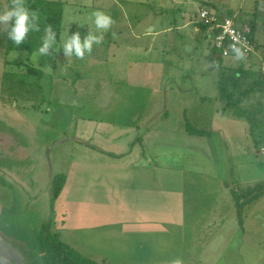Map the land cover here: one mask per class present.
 Instances as JSON below:
<instances>
[{
    "label": "rangeland",
    "instance_id": "rangeland-1",
    "mask_svg": "<svg viewBox=\"0 0 264 264\" xmlns=\"http://www.w3.org/2000/svg\"><path fill=\"white\" fill-rule=\"evenodd\" d=\"M50 1L64 6L59 40L68 30L70 35L80 31L81 36L87 28L95 32L90 19L95 11L108 14L113 23L101 43L83 58H65L62 52L41 57L5 54L6 32L0 29L1 236L23 252L25 264H40L34 234L44 225L81 258L97 264L210 261L207 255L216 253L221 234L217 223L209 231L206 227L231 215L228 210L233 206L232 197L228 201L215 180V173L223 170L217 172L211 164L225 163L232 189L240 181L263 177L264 182V163L256 155L260 150L251 146L246 123L222 111L216 100L217 70L207 58L205 43L198 44L201 37L193 23L206 4L222 12L230 9L235 19L255 23V39L262 46L264 0ZM8 5V0H0V10ZM146 33L157 36L146 38ZM250 64L264 74V51H256ZM27 67L39 71L42 78L28 76ZM82 121L104 125L95 136L98 142L86 136ZM186 121L211 136L187 135ZM144 126L148 129L143 136ZM106 127L122 132L110 136ZM136 135L149 137L143 155L130 151ZM74 139L99 147L100 141L103 146L120 143L126 159L116 162L111 154ZM158 157L189 165L193 159V167L186 166L187 173L180 178L191 182L204 199L199 197L202 211L190 225L183 224L188 210L177 197L181 191L177 185L167 211L146 206L149 200L144 194L153 200L152 195L162 190L156 185V192L142 191L137 182L141 175L133 166ZM57 174L66 182L53 199L51 178ZM258 204L264 205V196ZM141 221L160 226L155 241L141 233ZM252 221L263 225L264 214ZM143 243L153 248L139 249ZM150 250L153 255L147 253ZM242 252L249 253L247 248Z\"/></svg>",
    "mask_w": 264,
    "mask_h": 264
},
{
    "label": "trees",
    "instance_id": "trees-1",
    "mask_svg": "<svg viewBox=\"0 0 264 264\" xmlns=\"http://www.w3.org/2000/svg\"><path fill=\"white\" fill-rule=\"evenodd\" d=\"M27 7L35 11L39 16L40 31L30 32L26 40L19 46L15 45L7 38L3 50L5 54L11 52H26L32 54L40 44V38L43 30L51 25L58 34V43L60 36V26L63 18V2L50 0H24ZM11 3V0H8ZM205 10L219 18H233L234 12L230 9L222 12L215 8L214 4H206L198 11ZM242 24H247L250 28L251 41L256 51H261L262 46L255 39V23L252 20L248 22L236 19ZM201 37L199 45L203 42L209 50L207 58L217 70L216 75V100L221 104L222 111L232 115L235 120H242L247 125V135L254 151L264 148V74L254 68L251 63V55H243L240 50L238 57L236 51L227 50L223 55L222 50H217L211 45V39L204 26L197 17L193 23ZM261 61H258L260 65ZM263 65V64H262ZM28 76L42 78V74L33 69L26 68ZM185 133L189 136L209 138L212 133L205 130L195 129L187 121L185 123ZM78 144L86 146L81 141ZM89 148L88 146H86ZM258 154V152H257ZM259 155V154H258ZM260 156V155H259ZM261 157V156H260ZM66 179L63 175L57 174L51 178V196L56 199L64 188ZM234 202L235 216L237 223L242 224L243 209L264 196V183H256L252 186L240 188V192L231 191ZM35 245L39 256L40 264H97L93 261L81 258L73 249L60 240L57 234L51 233L48 225L42 226L34 234Z\"/></svg>",
    "mask_w": 264,
    "mask_h": 264
},
{
    "label": "crops",
    "instance_id": "crops-1",
    "mask_svg": "<svg viewBox=\"0 0 264 264\" xmlns=\"http://www.w3.org/2000/svg\"><path fill=\"white\" fill-rule=\"evenodd\" d=\"M156 34L157 33H154V34L146 33L144 37L146 38L152 37V36L156 37L157 36ZM262 50L264 51V45H262ZM101 126H104V125H102V123H99L97 125V123L95 122H87V121H82V123L80 124V128L86 127V131H87L86 136L88 138H92L95 142H98L95 136L98 135V132L100 131L99 127ZM146 129H148L147 126H144L143 129H140V131L144 132L143 136L147 133V131H145ZM78 132L80 133V129L78 130ZM109 132L112 134H110ZM121 132H122L121 130L114 131L110 127H106L105 133H109V135L111 136V135H116L117 133L119 134ZM125 135H128V134L126 133L123 134V136L127 138ZM148 139H149L148 136H146L145 139L141 138V146L139 148L134 147V149L130 151L133 153L134 151H137L139 155H143V153L146 151V148L148 147V144H147ZM74 140L78 141V139H74ZM99 143L102 147H99L96 144H93L92 141L88 142L89 145L94 146L95 148L99 149L103 153H109L113 155L116 162L121 163L122 159L125 158V156L127 155V152L122 150V145H119L120 143H117L118 145H114V146H112L111 143L109 144V146L108 145L103 146L102 144L104 143L101 141ZM131 144H133V142ZM110 148H112V150H109ZM186 155L192 156L190 152H188ZM176 163L177 164H174L170 161L163 162L161 159L159 160V157H158L155 159V161L148 160V159L139 161L133 167L137 168L139 171V174L141 175L142 180H137V182L141 183V185L143 186L142 187L143 189H141L142 191L149 189L152 192H154V190L156 192V188H155L156 185L158 187V190H162V193H159L157 191L156 193L152 195L153 200L149 196L144 194V198L146 200H149V202H146V206L148 207L151 206L155 209H161L162 211H167L168 209L167 204L172 206L174 202V198H175L174 190L176 189L175 186L177 185L178 187L181 188V189H178L179 191L180 190L181 191L178 193L177 197L179 198L181 202L185 203L184 211L188 210V212H185V215H183L185 218V220L183 221V224L188 223L190 225L194 220L197 219L196 217H194V215L199 210L202 211V209L198 205V202H199L198 199L200 196L196 191L197 188L192 187L191 182H182L180 176L185 175L187 173L186 166L193 167L191 164H193L194 162L192 159L189 165V164H185L183 161H178L176 159ZM127 164L128 163H126V165ZM211 165L216 166L215 170L217 172L220 169L223 170L218 173H215V177H216L215 180L219 183V186L222 188V190H224V194L227 196V200L230 201V193H228L229 189L227 186H230L229 181H231L232 179L229 178V174L227 173V167H225V163L222 161L213 162ZM147 172H149L148 177H146ZM170 176H171V179H170ZM262 179L263 177L259 179H254V180H245L242 182L240 181L239 184L240 186H245V185L252 186L256 184V181L258 183H264ZM234 184H237V183L234 182ZM144 186H148V187H144ZM164 189H166L167 191H165ZM193 192H194V196H193ZM200 198L203 201L204 196H201ZM258 203H259V200L253 203V205L247 206L245 208V211L243 212L241 225L237 224V220L235 217V211L232 212V209L234 210V207L231 204L230 210H228V212L231 211V215H228L227 213L226 218H222L217 221H212V223L206 227V231H209L211 228L213 227L215 228V224L217 223V225L219 226V231H220L221 236H219V245L216 246V253L210 252L212 253L211 254L212 256L209 257L207 255V257L210 258V261H206L205 264H211L210 262L212 260H213L212 264H259V263L264 264V260H262L264 259V234L259 237L257 235L260 233V231L264 233V224L263 225L253 224V221H252L253 218L254 219L257 218L258 220L263 218L264 205L262 206V204H258ZM193 205L195 207H193ZM259 206L261 208L257 209L256 207H259ZM169 215H171L170 212H169ZM141 222H142V226H141L142 231L140 230L141 228H139V231H141L142 234H146L145 236L146 239L151 240V236H152V238L155 241L157 236H155L154 234L159 233L160 226L149 224V222H144V221H141ZM170 224L174 225L173 223H170ZM225 235L226 236L228 235L226 239H224ZM152 248H153L152 245L150 244L144 245V243L140 245L139 247V249H143V250L152 249ZM243 248H247V250L249 251L248 255L243 254L242 252ZM150 252L153 255L152 250H150L147 253H150ZM216 256H217V259L215 261L214 258Z\"/></svg>",
    "mask_w": 264,
    "mask_h": 264
},
{
    "label": "clouds",
    "instance_id": "clouds-1",
    "mask_svg": "<svg viewBox=\"0 0 264 264\" xmlns=\"http://www.w3.org/2000/svg\"><path fill=\"white\" fill-rule=\"evenodd\" d=\"M95 32L88 30L81 36L80 31H75L71 35L69 30L65 37L61 38L58 43V34L48 25L43 30L38 48L32 53L35 56H48L50 53L55 55L61 53L65 58L75 57L83 58L90 54L94 45L101 43L103 33L108 31L113 23L112 18L103 11H95L90 17ZM87 22H84V26ZM0 29L7 33V38L15 45H21L30 32L40 31L38 14L29 9L24 0H11V3L0 10ZM58 49V51H57ZM236 54L239 57L240 52L237 49ZM263 157V156H261ZM175 264H180L177 260Z\"/></svg>",
    "mask_w": 264,
    "mask_h": 264
},
{
    "label": "built area",
    "instance_id": "built-area-1",
    "mask_svg": "<svg viewBox=\"0 0 264 264\" xmlns=\"http://www.w3.org/2000/svg\"><path fill=\"white\" fill-rule=\"evenodd\" d=\"M198 20L207 27V32L211 34V45L217 50H222L226 55L227 50L236 51L243 55L253 56L256 52L251 41V31L247 24L239 23L236 19L219 18L205 10L198 12ZM264 157V148L258 152Z\"/></svg>",
    "mask_w": 264,
    "mask_h": 264
},
{
    "label": "water",
    "instance_id": "water-1",
    "mask_svg": "<svg viewBox=\"0 0 264 264\" xmlns=\"http://www.w3.org/2000/svg\"><path fill=\"white\" fill-rule=\"evenodd\" d=\"M264 163V157L260 159ZM0 264H24L23 252L0 235Z\"/></svg>",
    "mask_w": 264,
    "mask_h": 264
},
{
    "label": "flooded vegetation",
    "instance_id": "flooded-vegetation-1",
    "mask_svg": "<svg viewBox=\"0 0 264 264\" xmlns=\"http://www.w3.org/2000/svg\"><path fill=\"white\" fill-rule=\"evenodd\" d=\"M134 140H135V138H133ZM136 139L137 140H132V142H133V144H131L130 146L131 147H133V146H135V147H137V148H139L140 146H141V138L138 136V135H136ZM76 141V140H75ZM84 144H86V146H88L89 148H91V149H96V150H98V151H100L99 149H97V148H95L94 146H91V145H89L88 143H86V142H84V141H82ZM136 144V145H135ZM82 145V144H81ZM85 146V147H86ZM130 150H132V149H130ZM100 152H102V151H100ZM256 155H258V154H256ZM112 157H114L113 155H112ZM259 157V156H258ZM260 159L262 158V157H259ZM228 187V186H227ZM243 188L244 186H240V185H238L236 188L234 187V188H232V189H230L229 187H228V189H229V193H230V196H231V191L232 190H234L236 193H239L240 192V188ZM232 197V196H231ZM232 202H233V199H232ZM233 207H234V202H233ZM234 211H235V208H234ZM1 235V234H0ZM23 256H24V254H23ZM24 264H25V257H24Z\"/></svg>",
    "mask_w": 264,
    "mask_h": 264
}]
</instances>
